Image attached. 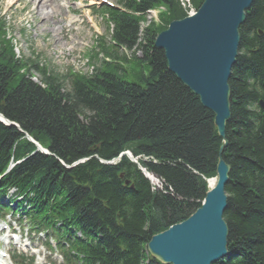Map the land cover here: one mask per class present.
Instances as JSON below:
<instances>
[{
    "label": "trees",
    "instance_id": "trees-1",
    "mask_svg": "<svg viewBox=\"0 0 264 264\" xmlns=\"http://www.w3.org/2000/svg\"><path fill=\"white\" fill-rule=\"evenodd\" d=\"M188 1L197 9L203 0ZM116 2L123 10H107L111 40L142 51L132 59L147 66L137 82L118 77L116 64L88 76H65L68 85L43 74L41 87L20 71L24 64L14 59L0 24V113L18 127L0 123V172L11 156L21 158L34 149L21 139L22 132L49 150L13 168L1 181L0 197L14 186L38 201L37 212L49 209L40 223L62 222L70 248L81 254H65L66 264H161L147 253L146 242L200 206L225 142L229 255L214 264H264V109L258 106L264 102V0H253L239 27L224 138L212 113L167 69L162 50L153 44L156 34L186 16L188 8L179 0ZM158 6L165 12L142 30L139 41L140 21ZM126 150L140 156L161 188H153L125 155L114 164L100 161Z\"/></svg>",
    "mask_w": 264,
    "mask_h": 264
},
{
    "label": "water",
    "instance_id": "water-1",
    "mask_svg": "<svg viewBox=\"0 0 264 264\" xmlns=\"http://www.w3.org/2000/svg\"><path fill=\"white\" fill-rule=\"evenodd\" d=\"M253 0H203L197 10L169 23L154 39L167 69L213 115L221 138L230 118V70L236 62L239 27ZM262 107L264 105L260 103ZM216 182L205 192L202 204L185 220L157 233L147 242L148 252L166 264H212L227 255V207L224 191L229 166L221 157Z\"/></svg>",
    "mask_w": 264,
    "mask_h": 264
},
{
    "label": "rangeland",
    "instance_id": "rangeland-1",
    "mask_svg": "<svg viewBox=\"0 0 264 264\" xmlns=\"http://www.w3.org/2000/svg\"><path fill=\"white\" fill-rule=\"evenodd\" d=\"M92 1L93 4H90L89 0H68L66 6H59L60 1L56 0L54 5L59 6L58 13L45 19L39 15L35 0H2L0 1V16L5 20L8 31L15 37L25 56H32V59L37 60V64L42 62L48 70L56 73L59 67L66 63L65 59L59 56L65 46L70 44L73 49V56H68V59L71 57L82 59L80 54L91 53L95 44L101 42L96 40L95 43V37L101 36L105 43H109V32L105 21L100 18L99 13H93L94 8H100V1ZM108 1L112 2L113 0ZM79 5L80 8L76 10ZM87 12L92 23L97 25L98 30L86 23L84 15H87ZM70 15H79V18L77 21L69 20ZM57 27L61 28L55 35L51 32V28ZM92 59L93 63L101 61L97 58L96 53L93 54ZM93 66L95 67L94 64ZM126 66L128 69L130 68L129 64ZM146 69L147 66H144L145 72ZM138 70H141L140 66L133 68L129 73L117 70V76L124 81L137 82ZM82 72L84 71L82 70Z\"/></svg>",
    "mask_w": 264,
    "mask_h": 264
},
{
    "label": "bare ground",
    "instance_id": "bare-ground-1",
    "mask_svg": "<svg viewBox=\"0 0 264 264\" xmlns=\"http://www.w3.org/2000/svg\"><path fill=\"white\" fill-rule=\"evenodd\" d=\"M36 1V9L39 11V15L45 19L50 18L51 16L58 13L59 8H57L53 0H35ZM57 28H53V31H56ZM58 30V29H57ZM154 181V178H152ZM214 183V179L210 181V186Z\"/></svg>",
    "mask_w": 264,
    "mask_h": 264
}]
</instances>
